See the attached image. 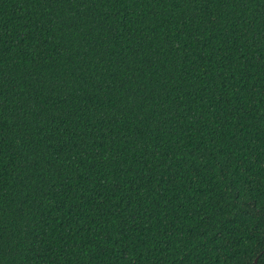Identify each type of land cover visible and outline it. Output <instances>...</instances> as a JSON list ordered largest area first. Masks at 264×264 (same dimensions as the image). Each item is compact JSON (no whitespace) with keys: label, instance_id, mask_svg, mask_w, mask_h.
Masks as SVG:
<instances>
[{"label":"trees","instance_id":"trees-1","mask_svg":"<svg viewBox=\"0 0 264 264\" xmlns=\"http://www.w3.org/2000/svg\"><path fill=\"white\" fill-rule=\"evenodd\" d=\"M0 264H264V0H0Z\"/></svg>","mask_w":264,"mask_h":264},{"label":"water","instance_id":"water-1","mask_svg":"<svg viewBox=\"0 0 264 264\" xmlns=\"http://www.w3.org/2000/svg\"><path fill=\"white\" fill-rule=\"evenodd\" d=\"M256 261H257V258L254 259V262H256Z\"/></svg>","mask_w":264,"mask_h":264}]
</instances>
